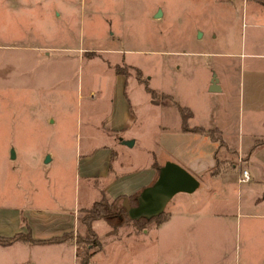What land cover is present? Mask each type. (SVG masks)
<instances>
[{
  "label": "rangeland",
  "instance_id": "rangeland-1",
  "mask_svg": "<svg viewBox=\"0 0 264 264\" xmlns=\"http://www.w3.org/2000/svg\"><path fill=\"white\" fill-rule=\"evenodd\" d=\"M237 1L0 0V205L56 208L81 203L86 183L75 177L76 150L83 148L88 127L101 116L84 114L85 105L95 103L87 100V91L109 93L114 74L125 75L138 118L132 135L139 141L129 150L138 162L147 159L144 148L156 142L153 127L160 117L143 104L146 77L149 87L174 93L202 122L214 104L220 122L237 118L242 81L245 88L253 81L257 100H264V62L252 65L247 56L239 58L241 51L263 48L262 29L248 25L249 8ZM253 7L264 10L259 4ZM213 71L222 92L206 87ZM88 140L102 139L94 135ZM177 205L169 200L158 220L141 228L130 221L121 225L126 226L125 237L132 230L138 242H145L155 238L159 224L173 220L149 245L155 264H264V221H250L245 225L249 241L234 243L238 222L195 217L176 224ZM75 231L76 226L73 241ZM222 250L228 253L225 258ZM120 256L115 252L102 264L127 263Z\"/></svg>",
  "mask_w": 264,
  "mask_h": 264
},
{
  "label": "crops",
  "instance_id": "crops-1",
  "mask_svg": "<svg viewBox=\"0 0 264 264\" xmlns=\"http://www.w3.org/2000/svg\"><path fill=\"white\" fill-rule=\"evenodd\" d=\"M241 1L245 9L249 8L248 25L262 29L259 40L263 43V48L241 51L239 58L247 56L246 59H249L252 65L264 62V10L255 11L253 5L259 4L263 9L264 7L256 0L253 3H250L251 0H238L237 3L240 4ZM259 17L263 18L262 21ZM244 62L245 60L242 70H245ZM240 75L238 83L241 82ZM146 82L143 85V104L156 116H160L158 124L153 127L157 132L152 135V140L156 142L152 147L144 148L143 155L147 159L138 162L129 154V150L139 141L138 137L132 135L138 118L132 111L127 95L128 83L125 75L114 74L113 87L109 88V93L102 95L101 90L87 91V100L95 103L86 104L84 114L86 117L97 114L101 116L98 122L88 127L89 133L85 135L87 139L83 148L76 150L75 177L86 183L81 203L77 201L68 207L56 208L0 205L1 237L25 234L27 230L30 237L38 241L60 237L66 233L72 234L79 209L88 208L101 195L111 202L117 197H127L151 186L158 176L156 167L161 168L168 161L184 169L197 181V186L192 192H177L169 199L179 202V218L176 224L183 225L195 217H204L215 222L221 219L224 224L234 220L233 222H238L234 243H239L241 239L244 242L249 241L250 235L245 234V225H250V221L254 220L264 221V100H257L253 81L251 87H243V81L241 89L238 87L237 118L231 123L226 120L219 121L216 104L211 108L209 118L202 122L174 93L149 87L148 77ZM211 82L218 90L208 89L209 92H222V83L214 71L206 81V87L209 88ZM214 101H217V98H214ZM182 126H185L186 130ZM102 129L108 132L103 135L100 132ZM111 134L118 136L112 138ZM94 135L102 140L99 143L88 140ZM129 141L132 142L130 146L126 144ZM242 170L248 172L249 179L246 182H238ZM182 201L186 202V205H183ZM172 221L169 218L159 224L155 238L150 236L145 238V242H138L132 230L125 237L123 227L126 226L114 229L101 219L94 220L91 228L100 246L91 252L88 264L105 263L115 252L117 256H125V264H139V257L142 258L140 264H155L153 258L149 259V245L158 240L163 228ZM241 222L244 224V237L240 236ZM144 237L143 235V239ZM126 240L127 243L123 242ZM128 243L130 246L126 247L125 244ZM226 254L228 255L227 252ZM226 254L222 250L223 258ZM181 256L180 251V258ZM120 263L123 264V261H107V264ZM0 264H76L75 244L73 239L69 238L47 243L15 240L8 245H0ZM161 264L172 263L162 261Z\"/></svg>",
  "mask_w": 264,
  "mask_h": 264
},
{
  "label": "trees",
  "instance_id": "trees-1",
  "mask_svg": "<svg viewBox=\"0 0 264 264\" xmlns=\"http://www.w3.org/2000/svg\"><path fill=\"white\" fill-rule=\"evenodd\" d=\"M264 7V0H257ZM147 91H149L146 88ZM184 116L182 115V120ZM186 130L185 126H182ZM159 172V168L156 167V176ZM142 191V190H141ZM141 191L135 192L130 196H120L108 202L104 196H100L99 199L92 202L88 208L79 209L76 216V233H75V257L76 264H88V259L91 254L89 252L90 247L96 245L94 241L95 234L91 228V223L96 219L103 220L111 228H117L123 224H126L127 221L137 223L140 228L145 226L151 220L159 218L161 213L157 215H150L148 217L140 216L138 218H130L127 211L129 208H136L138 206V195ZM72 239V234H63L60 237H52L44 241L33 240L29 231L25 234H14L11 237H1L0 236V245H8L15 240L26 241L30 243H47V242H57L65 239ZM81 243L82 245H80ZM86 243V244H85ZM85 244V246L83 245ZM78 245V246H77ZM87 245V246H86ZM80 247V250H78Z\"/></svg>",
  "mask_w": 264,
  "mask_h": 264
},
{
  "label": "water",
  "instance_id": "water-1",
  "mask_svg": "<svg viewBox=\"0 0 264 264\" xmlns=\"http://www.w3.org/2000/svg\"><path fill=\"white\" fill-rule=\"evenodd\" d=\"M159 12L154 14L158 17ZM208 88L210 91L218 90L213 82ZM131 145L132 142L126 143ZM9 157L13 158V150L9 152ZM48 160L45 156L44 162ZM197 186L196 179L172 162H165L159 168L158 176L153 184L144 188L138 195V206L136 208H129L127 213L130 218H138L140 216L148 217L150 215H157L162 212L165 204L177 192H192Z\"/></svg>",
  "mask_w": 264,
  "mask_h": 264
},
{
  "label": "built area",
  "instance_id": "built-area-1",
  "mask_svg": "<svg viewBox=\"0 0 264 264\" xmlns=\"http://www.w3.org/2000/svg\"><path fill=\"white\" fill-rule=\"evenodd\" d=\"M249 179L248 172L246 170H242L240 177L238 178V182H246Z\"/></svg>",
  "mask_w": 264,
  "mask_h": 264
}]
</instances>
